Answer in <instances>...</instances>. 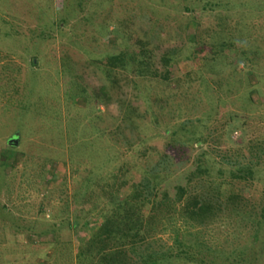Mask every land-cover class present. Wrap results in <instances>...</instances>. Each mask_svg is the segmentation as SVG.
Instances as JSON below:
<instances>
[{
  "label": "rangeland",
  "instance_id": "obj_1",
  "mask_svg": "<svg viewBox=\"0 0 264 264\" xmlns=\"http://www.w3.org/2000/svg\"><path fill=\"white\" fill-rule=\"evenodd\" d=\"M140 44L151 72L105 63ZM154 169L222 202L136 209L165 264H264V0H0V264H94L110 193Z\"/></svg>",
  "mask_w": 264,
  "mask_h": 264
},
{
  "label": "trees",
  "instance_id": "obj_2",
  "mask_svg": "<svg viewBox=\"0 0 264 264\" xmlns=\"http://www.w3.org/2000/svg\"><path fill=\"white\" fill-rule=\"evenodd\" d=\"M220 44L221 38L219 45ZM145 52L144 45L140 44L139 51L133 52L131 56L127 57L125 54L117 55L107 58L105 63L115 65V68L116 65L124 67L126 64L137 63V65L142 68L140 69V73H143V70L149 73L151 70L144 68L145 66L143 67V65H146L145 59L144 61L142 59ZM146 76H150V74ZM152 78L158 79V74L154 73ZM167 157L170 156L165 154L162 158L165 161ZM105 163L106 162L103 161L102 165L106 166ZM196 171L199 172V177L205 172L202 166H198ZM154 174H156V169H154L153 172H147L140 181L130 186L131 189L127 194L120 188L110 193L108 198H110L111 204L114 205L115 210L105 221L98 223V228L96 227L97 229L92 237H90L87 240L88 243L85 244V246H88L86 247L87 250H96L98 247L96 258L99 259H97L98 262L95 261L94 264H138V261H140V264H165L164 259L166 256L156 250L150 243L152 238L156 235L153 234V226L156 222L152 221L155 216L152 217L147 214L140 217L136 210L140 206L145 207L147 203L155 199L152 197H156V195L162 200L160 206L170 210L169 213L166 212L168 214L171 213L173 207L176 208L178 202H182L186 199L188 201L186 207V216L188 220L202 224L208 219H215L218 217L217 215L219 214H217V212L220 211L222 207L219 195L214 194V192H209L211 194L202 192L201 194L189 195L187 194L188 190L183 186H175L167 190V187L162 186V181H152L155 179L153 178ZM114 179H116V177ZM112 187H114V185H112ZM186 196H188V198H185ZM157 206L159 207L158 202L156 207ZM150 217H152V220ZM59 239L53 240L50 245H53L55 241ZM59 241L61 242V239ZM61 260H63V258L56 261L55 264H61ZM44 262L43 264H47V262Z\"/></svg>",
  "mask_w": 264,
  "mask_h": 264
}]
</instances>
